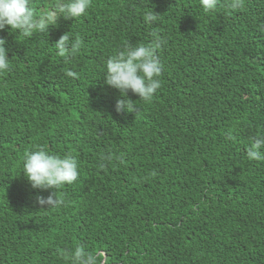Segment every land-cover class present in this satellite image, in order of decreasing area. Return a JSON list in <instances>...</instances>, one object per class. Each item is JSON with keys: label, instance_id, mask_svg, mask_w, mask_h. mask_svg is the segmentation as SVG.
Segmentation results:
<instances>
[{"label": "trees", "instance_id": "obj_1", "mask_svg": "<svg viewBox=\"0 0 264 264\" xmlns=\"http://www.w3.org/2000/svg\"><path fill=\"white\" fill-rule=\"evenodd\" d=\"M230 2L91 0L47 33L0 31V264H70L81 245L105 264H264V159L246 155L264 133V0ZM152 31L166 40L161 87L150 101L129 92L135 111L118 112L105 60ZM67 32L83 41L70 59L54 46ZM38 146L78 160L60 207L36 204L53 190L23 175Z\"/></svg>", "mask_w": 264, "mask_h": 264}, {"label": "clouds", "instance_id": "obj_2", "mask_svg": "<svg viewBox=\"0 0 264 264\" xmlns=\"http://www.w3.org/2000/svg\"><path fill=\"white\" fill-rule=\"evenodd\" d=\"M240 2L241 0H231L228 6L235 9ZM200 4L205 12H210L217 8L218 0H200ZM90 6L91 0H52L48 7L37 12L33 7V0H0V31L10 26V30L25 37H31L35 33H47L49 27L56 26L61 17L78 19L85 15ZM157 17L150 6L143 13L146 24L155 22ZM150 35L152 39L149 45L128 44L123 50L105 60L104 83L119 90L121 94V98L116 101L118 112L135 111L136 104L128 97L129 92L140 100L150 101L161 87L159 77L163 66L157 52L166 44V40L156 31H152ZM6 43L5 39L0 38V73L9 70L10 66ZM82 43L78 35L73 39L67 32L54 46L59 56L70 59L80 51ZM65 75L78 78V73L71 70L66 71ZM228 138H232L231 133ZM246 155L249 160L264 159V133L252 138L246 148ZM111 159L110 154L102 156L101 167ZM22 172L32 189L40 192L53 190L49 191L47 196L37 194L36 204L41 208L60 207L64 201L58 198L57 189L77 181L79 164L77 158L72 155L51 154L38 146L24 154ZM66 255L70 264H105L100 253L89 251L82 245Z\"/></svg>", "mask_w": 264, "mask_h": 264}]
</instances>
